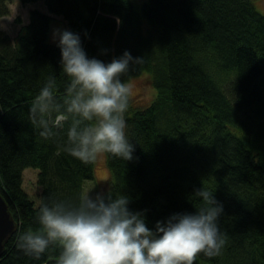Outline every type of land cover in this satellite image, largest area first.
Here are the masks:
<instances>
[{"label":"trees","instance_id":"16d2710c","mask_svg":"<svg viewBox=\"0 0 264 264\" xmlns=\"http://www.w3.org/2000/svg\"><path fill=\"white\" fill-rule=\"evenodd\" d=\"M43 1L49 14L79 33L91 57L105 63L125 50L142 58L131 78L149 73L156 91L144 109L125 114L135 146L133 160L106 155L112 196L130 197L129 209L146 210L148 226L202 206L194 191H213L223 205L219 227L226 240L219 256L194 264H264V16L251 0ZM10 0H0V20ZM143 18L147 29L142 28ZM50 17L29 12L11 39L0 29V189L17 224L0 264H57L59 249L39 260L17 247L24 231L39 228L42 202L75 200L93 178L62 148L65 132L45 140L31 123L30 106L49 76L57 99L68 78L60 51L47 42ZM37 171L36 205L22 188L25 169Z\"/></svg>","mask_w":264,"mask_h":264},{"label":"clouds","instance_id":"9594fccd","mask_svg":"<svg viewBox=\"0 0 264 264\" xmlns=\"http://www.w3.org/2000/svg\"><path fill=\"white\" fill-rule=\"evenodd\" d=\"M51 40L60 51V68L68 78L65 99H57L55 76H49L30 106L31 123L45 139L67 130L62 148L81 163L100 155L133 160L135 146L125 114L132 90L123 77L142 62L125 50L105 63L85 52L79 33L56 28ZM213 191H194L202 206L176 212L148 226L146 210L129 209L130 197L88 191L75 200L42 202L38 230H27L16 247L39 260L59 249L57 264H194L198 255L221 254L226 240L220 231L223 205Z\"/></svg>","mask_w":264,"mask_h":264},{"label":"rangeland","instance_id":"374dc122","mask_svg":"<svg viewBox=\"0 0 264 264\" xmlns=\"http://www.w3.org/2000/svg\"><path fill=\"white\" fill-rule=\"evenodd\" d=\"M132 2L137 7L138 11H140L147 0H132ZM251 3L255 10L264 16V0H251ZM8 9L9 15L0 20V29L12 40L18 36L22 27L28 24L29 12L33 10H38L51 18L47 37L48 44L56 46L51 40L53 29H67L62 18L48 13L43 1L23 5L18 0H10L8 3ZM140 20L142 22V28L145 31L148 27L147 23L143 18H140ZM126 85L132 90L129 100L134 109L146 108L156 97V91L153 87L152 78L149 73H142L137 77L131 78L126 82ZM36 177V170L31 168L25 169L23 172L22 188L29 198L38 205L40 188L37 186ZM111 183V174L106 164V154L100 155L95 161H93V178L92 180L85 182L82 194L88 191L107 192L111 187Z\"/></svg>","mask_w":264,"mask_h":264},{"label":"water","instance_id":"95a60500","mask_svg":"<svg viewBox=\"0 0 264 264\" xmlns=\"http://www.w3.org/2000/svg\"><path fill=\"white\" fill-rule=\"evenodd\" d=\"M17 224L11 216L0 189V257L3 255L8 240L16 233Z\"/></svg>","mask_w":264,"mask_h":264}]
</instances>
